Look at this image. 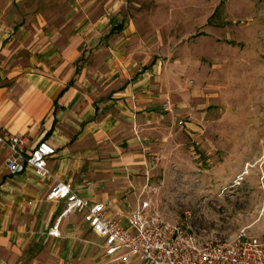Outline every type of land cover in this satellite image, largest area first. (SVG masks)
<instances>
[{"label":"rangeland","instance_id":"374dc122","mask_svg":"<svg viewBox=\"0 0 264 264\" xmlns=\"http://www.w3.org/2000/svg\"><path fill=\"white\" fill-rule=\"evenodd\" d=\"M106 4L133 59L170 75L175 121L148 148L144 198L201 240L264 241V0H0V62Z\"/></svg>","mask_w":264,"mask_h":264},{"label":"crops","instance_id":"0c3cea01","mask_svg":"<svg viewBox=\"0 0 264 264\" xmlns=\"http://www.w3.org/2000/svg\"><path fill=\"white\" fill-rule=\"evenodd\" d=\"M106 7L94 18L87 13L79 28L2 51L0 135H22L27 149L46 141L56 153L47 162L52 180L30 169L11 176L9 149L0 146V264H120L80 214H64V202L47 198L54 182L109 205L114 220L146 201L148 148L175 121L171 91L162 86L170 75L160 63L148 69L133 59L131 24L114 30L115 10ZM53 227L59 236L48 234Z\"/></svg>","mask_w":264,"mask_h":264},{"label":"built area","instance_id":"2783aa9c","mask_svg":"<svg viewBox=\"0 0 264 264\" xmlns=\"http://www.w3.org/2000/svg\"><path fill=\"white\" fill-rule=\"evenodd\" d=\"M169 111L167 103L164 112ZM0 146L9 149L5 161L9 175L30 169L38 178L53 179L47 162L56 152L48 142L41 140L27 149L22 135L3 134ZM47 198L64 202V214H80L90 232L102 240L105 254L120 264H264V241L244 233L227 240H201L181 223L158 214L148 201L120 221L109 217V205L90 202L68 183L54 182ZM48 234L59 236L57 227Z\"/></svg>","mask_w":264,"mask_h":264}]
</instances>
